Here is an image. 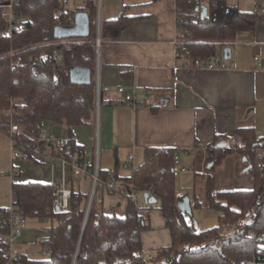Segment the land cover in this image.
I'll return each instance as SVG.
<instances>
[{
	"label": "trees",
	"instance_id": "16d2710c",
	"mask_svg": "<svg viewBox=\"0 0 264 264\" xmlns=\"http://www.w3.org/2000/svg\"><path fill=\"white\" fill-rule=\"evenodd\" d=\"M57 0H20L16 11L27 22L22 31L11 40L0 37V132L8 134L6 114L10 99H20L23 105H14L13 122L24 127L19 137L23 143H37L39 123L64 126L70 143L54 156L63 154L68 164L81 163L74 156L81 147L73 140V129L91 123L96 111L95 92V7H89V36L56 42L53 37V12ZM177 28L182 44L178 64L192 67L194 61H210L218 51L228 47L238 35L253 32L256 17L253 13L229 6L227 0H176ZM201 7H206L204 17ZM198 13L197 17L192 14ZM130 20L120 16L117 20L101 23V40L116 39ZM4 22L0 12V29ZM18 50L13 69L10 59L3 57L10 48ZM58 51L62 62L42 61L41 54ZM90 69L91 81L87 85L71 83L69 69ZM102 90L100 89V97ZM160 104V103H159ZM155 109V108H152ZM238 139L232 145V139ZM233 137H215L206 147L204 204L194 199L193 209L216 210L218 224L198 230L191 214L186 222L178 203L185 196L175 190V164L172 148H145L144 160L131 175L124 178L134 190L152 191L156 202L149 207L158 208L171 236V245L158 248L153 259L143 257L141 233L150 230L149 220L138 212L128 199L124 218L103 213L100 203L92 201L82 231L88 195L71 189L66 211L54 205V185L22 183L11 184V205L26 219L48 220L47 235L36 242V257L20 254V264H264V134L257 137L254 127H239ZM223 141L225 146L218 147ZM232 153L244 160L245 172L253 179L249 190L216 191L212 169ZM32 159V158H29ZM210 167L208 168V166ZM92 172L94 165L86 167ZM112 176L98 170V180L111 182ZM5 210L1 209L0 214ZM7 232L0 219V234ZM82 233V236H81ZM252 234L250 236L249 234ZM81 236V240H80ZM80 241V242H79ZM4 241L0 238V264H7L2 255ZM78 248V251H77Z\"/></svg>",
	"mask_w": 264,
	"mask_h": 264
},
{
	"label": "crops",
	"instance_id": "0c3cea01",
	"mask_svg": "<svg viewBox=\"0 0 264 264\" xmlns=\"http://www.w3.org/2000/svg\"><path fill=\"white\" fill-rule=\"evenodd\" d=\"M227 4L253 13L256 26L253 32L238 35L228 46L229 60L224 59L221 48L215 57L221 66L206 70L178 64L174 46L179 37L176 0H100L95 83L102 92L94 120L73 129L74 143L81 147L80 155L74 158L80 159L84 167L94 165L112 176L115 192L109 194L98 188L92 197L104 214L124 218L131 199L139 214L148 218L150 230L143 231L140 237L143 253L153 254L156 249L171 245L161 211L149 207L145 191L134 190L124 181L143 162L146 147L172 148L179 156L175 167L186 172L192 169L191 190L186 187L176 194L188 198L193 212L194 199L201 204L205 200V176L195 173L208 172L205 149L214 138L233 137L236 128L251 126L257 137L264 134V0H227ZM120 16L130 20L127 27L118 38L102 41L101 23ZM119 87L134 88L139 97H150L160 104L155 109L128 106L117 92ZM41 132L46 139L60 137L70 141L64 126L44 122ZM245 171L240 155H227L210 172L215 190L251 189L253 179ZM15 173L17 182L54 186L63 182L70 190L88 197L91 193V177H75L71 164L54 156L50 148L32 159L16 161ZM11 184L12 180L10 193ZM8 207L9 204L2 205L0 210ZM211 211L213 222L218 224L219 212ZM184 219L189 222V215L184 213ZM38 221L31 219L36 223L26 226L16 245L19 254L36 255V242L47 235L49 227L46 220L39 230ZM5 235L0 234V238Z\"/></svg>",
	"mask_w": 264,
	"mask_h": 264
},
{
	"label": "built area",
	"instance_id": "2783aa9c",
	"mask_svg": "<svg viewBox=\"0 0 264 264\" xmlns=\"http://www.w3.org/2000/svg\"><path fill=\"white\" fill-rule=\"evenodd\" d=\"M20 0H2L0 1V10L1 17L3 19L4 25L0 29V37L4 39L11 40L12 37L22 31L24 25L27 22V19L20 13L16 11V7L19 5ZM58 7L54 10V28L55 27H71L75 23V17L77 13L84 12L88 14L89 7H95V27L96 32L100 30V20H99V8L100 0H57ZM208 0H204V3H207ZM198 13L192 14L193 17H197ZM68 41L74 40L73 38L69 39H55L56 42L59 41ZM95 47L99 49L100 39L95 38ZM182 44V40L179 37L174 41L176 57L179 56V48ZM18 50L13 49L12 47L8 52L3 56L10 59V64L13 69L18 66V61L14 60ZM42 61H53L56 64L62 62V57L58 51H54L53 54L42 53ZM221 66V61L218 58H214L210 61H194L192 67L198 69L211 70L214 68H219ZM187 67V66H184ZM264 71V66L262 68ZM96 92V110L97 102L100 97V87L98 83L95 86ZM117 92L123 96V103L131 107H149L156 108L159 106V102L153 100L150 97H139L134 88L119 87ZM10 106L6 114L9 120V130L7 134L9 151H10V163L8 165V175L13 181L16 177L15 173V162L18 160H27L33 158L37 155L46 153L48 148L52 149L54 152L63 149L68 146L70 141L62 139L60 137H52L46 139L41 132L44 127V122L39 123V139L37 143H23L19 140V137L24 134V127L13 122V107L14 105H23V102L20 99H10ZM238 139L233 137L232 145L237 144ZM58 158L62 162H67L63 158V154H58ZM174 164H178L179 156L176 152L174 154ZM71 170L75 177L82 180L86 175H89L92 180L91 196L93 197L94 192L98 188H103L109 194L115 192V189L110 181L107 183H102L98 180V169L94 166L92 172H89L86 167L80 163H72ZM149 195L152 196V191H148ZM71 190L65 186L62 182L61 184L55 185L54 187V205L57 207L58 211H66L68 209V202L70 199ZM0 219L4 222L5 228L7 230L5 238L3 239L4 245L2 248V255L7 264H20L18 258L20 254L16 251L15 245L23 237V233L27 226V219L23 216L22 212L17 211L12 207L5 209V212L0 214ZM252 236V234H249ZM264 240V235L261 236ZM143 257L146 260L153 259L152 253H143Z\"/></svg>",
	"mask_w": 264,
	"mask_h": 264
},
{
	"label": "water",
	"instance_id": "95a60500",
	"mask_svg": "<svg viewBox=\"0 0 264 264\" xmlns=\"http://www.w3.org/2000/svg\"><path fill=\"white\" fill-rule=\"evenodd\" d=\"M206 12H207L206 7H201L200 16L204 17L206 15ZM88 36H89V18H88V15L84 12H80L76 14L75 23L73 26L55 27L53 29V37L55 39H69V38L84 39V38H87ZM96 37L99 38V32H96ZM223 55H224L225 60H229L230 59V48L228 47L224 48ZM69 77H70L71 83L73 84L87 85L91 81V72H90V69L88 68L72 67L69 69ZM96 79H97V71H96ZM98 105H99V99L97 102V109H98ZM217 146L223 147L225 146V143L223 141H220ZM209 167L210 165L208 166V168ZM144 199H146V201L151 204L156 202V199L153 196H149V193L147 192L144 193ZM91 202H92V196L90 194L87 199V203H86L82 231L84 229V226L87 220ZM178 207L183 213L187 215L191 214V207H190L188 198H184L182 201H180L178 203ZM56 210H57V207H56ZM81 236H82V233H81ZM81 236H80V240H81ZM77 251H78V248H77ZM76 256H77V252L74 256L72 264H75Z\"/></svg>",
	"mask_w": 264,
	"mask_h": 264
},
{
	"label": "rangeland",
	"instance_id": "374dc122",
	"mask_svg": "<svg viewBox=\"0 0 264 264\" xmlns=\"http://www.w3.org/2000/svg\"><path fill=\"white\" fill-rule=\"evenodd\" d=\"M2 1V0H0ZM2 12V10H0ZM95 20V19H94ZM10 163V151H9V145H8V139L7 136L0 132V206L2 205H10V182L11 178L8 175V165ZM175 189L178 190L184 188H189L188 190H191L192 183L190 182V177L193 175L192 169L190 168L189 172H186L185 170H181L179 167H175ZM184 172L186 174L184 175ZM177 173H182L181 175H178ZM192 217L196 223L198 230H206L208 228H212L213 226H217V222L214 223L213 219L211 218L210 213H214L211 210H201V209H193ZM35 221V220H33ZM46 220L44 221H38L39 223V230L44 226L46 223ZM36 223L31 222V219L27 220V227L30 226V224ZM17 245V244H16ZM15 245V248H16ZM37 247V245H36ZM30 257H33L30 256ZM36 257V256H34Z\"/></svg>",
	"mask_w": 264,
	"mask_h": 264
}]
</instances>
